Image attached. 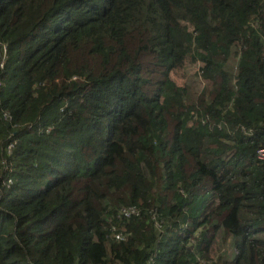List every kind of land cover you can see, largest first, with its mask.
Segmentation results:
<instances>
[{
  "label": "trees",
  "instance_id": "16d2710c",
  "mask_svg": "<svg viewBox=\"0 0 264 264\" xmlns=\"http://www.w3.org/2000/svg\"><path fill=\"white\" fill-rule=\"evenodd\" d=\"M259 149L264 0H0V264H264Z\"/></svg>",
  "mask_w": 264,
  "mask_h": 264
},
{
  "label": "rangeland",
  "instance_id": "374dc122",
  "mask_svg": "<svg viewBox=\"0 0 264 264\" xmlns=\"http://www.w3.org/2000/svg\"><path fill=\"white\" fill-rule=\"evenodd\" d=\"M201 62H192L188 59L175 57L174 66L169 72L170 78L178 86H189L194 91L200 92L203 82L200 78Z\"/></svg>",
  "mask_w": 264,
  "mask_h": 264
},
{
  "label": "built area",
  "instance_id": "2783aa9c",
  "mask_svg": "<svg viewBox=\"0 0 264 264\" xmlns=\"http://www.w3.org/2000/svg\"><path fill=\"white\" fill-rule=\"evenodd\" d=\"M11 144L8 146V150L10 149ZM258 157L261 159H264V149L258 150ZM137 210H135L133 207L129 209L123 210L124 215L129 216L130 214H135ZM116 238H121V234H117Z\"/></svg>",
  "mask_w": 264,
  "mask_h": 264
},
{
  "label": "clouds",
  "instance_id": "9594fccd",
  "mask_svg": "<svg viewBox=\"0 0 264 264\" xmlns=\"http://www.w3.org/2000/svg\"><path fill=\"white\" fill-rule=\"evenodd\" d=\"M118 234H120V233H118ZM117 235V234H116ZM116 235H115V237H116ZM116 239H122V235H121V238H116Z\"/></svg>",
  "mask_w": 264,
  "mask_h": 264
}]
</instances>
